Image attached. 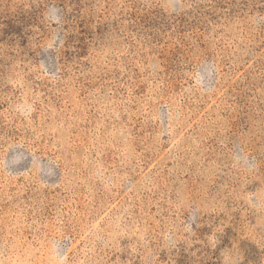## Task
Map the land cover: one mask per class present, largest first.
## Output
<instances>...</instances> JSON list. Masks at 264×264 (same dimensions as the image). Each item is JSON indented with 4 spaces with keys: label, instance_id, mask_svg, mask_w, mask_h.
I'll return each mask as SVG.
<instances>
[{
    "label": "rangeland",
    "instance_id": "374dc122",
    "mask_svg": "<svg viewBox=\"0 0 264 264\" xmlns=\"http://www.w3.org/2000/svg\"><path fill=\"white\" fill-rule=\"evenodd\" d=\"M0 264H264V0H0Z\"/></svg>",
    "mask_w": 264,
    "mask_h": 264
}]
</instances>
